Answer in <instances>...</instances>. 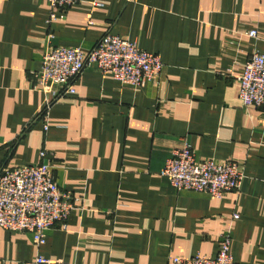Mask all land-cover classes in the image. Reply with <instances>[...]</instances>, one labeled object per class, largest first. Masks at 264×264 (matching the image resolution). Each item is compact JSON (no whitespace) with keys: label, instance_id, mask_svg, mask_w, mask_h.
<instances>
[{"label":"crops","instance_id":"1","mask_svg":"<svg viewBox=\"0 0 264 264\" xmlns=\"http://www.w3.org/2000/svg\"><path fill=\"white\" fill-rule=\"evenodd\" d=\"M50 13L49 0H0V171L46 152L79 207L40 248L0 228V264L215 259L226 236L236 263L264 264V116L242 105L238 85L264 54V0H83L51 23ZM107 35L158 54L160 78L134 89L88 65L45 114L34 74L47 49L89 52ZM188 145L239 163L241 187L222 199L176 192L162 171Z\"/></svg>","mask_w":264,"mask_h":264},{"label":"built area","instance_id":"2","mask_svg":"<svg viewBox=\"0 0 264 264\" xmlns=\"http://www.w3.org/2000/svg\"><path fill=\"white\" fill-rule=\"evenodd\" d=\"M83 0H49V22L64 15L65 10ZM257 38L256 31L247 34ZM88 65L110 74L123 86L141 89L162 75L164 63L158 54L141 49L136 43L119 36L107 35L89 52L80 48L50 47L42 68L34 74L47 96L44 112L66 95H74L73 82ZM239 99L244 107L258 108L264 116V54L255 51L238 78ZM53 98V99H52ZM42 163L0 171V228L10 232L30 233L40 248L46 233L65 228L70 215L79 207V199L71 191L62 190L54 181L53 165L48 153L40 155ZM162 176L178 193L208 194L222 199L238 190L244 174L237 162L201 159L191 146L177 150L166 162ZM235 219L239 215L234 216ZM30 264H56L42 255ZM171 264H238L231 253V237H224L215 259L196 256L191 259L172 258Z\"/></svg>","mask_w":264,"mask_h":264}]
</instances>
